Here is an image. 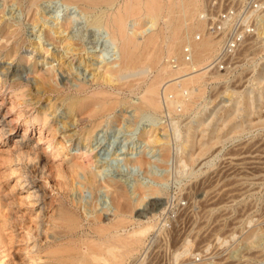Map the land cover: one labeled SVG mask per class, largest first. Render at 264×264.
<instances>
[{
    "label": "rangeland",
    "instance_id": "374dc122",
    "mask_svg": "<svg viewBox=\"0 0 264 264\" xmlns=\"http://www.w3.org/2000/svg\"><path fill=\"white\" fill-rule=\"evenodd\" d=\"M117 1L123 3L124 0ZM211 2L221 4L222 9L232 4V0H202L203 7L195 10L194 16L199 18V12ZM255 2L264 3V0ZM61 4L60 0L43 1L40 8L49 11L44 15L53 21L63 14ZM9 7L0 15L3 20L0 19V26L7 20L22 19L17 4H9ZM262 7L264 11V4ZM72 11L79 12L78 9ZM262 11L256 12L253 22L259 17L264 24ZM94 16L87 15L75 33L82 32L89 37L84 46L76 47L79 50L66 48L64 44L57 48L44 40L39 43V36L43 38L40 27L33 29L31 23L26 25L24 22L26 42L21 55L29 64L13 62L7 83L2 72L10 61L0 59V264H80L78 260L92 264L91 256L82 258L81 251L70 247L79 240L99 239V234L92 230L95 219L100 217L102 224H105L104 217L114 220L113 199L100 184L102 179L122 184L134 204L129 212L131 222L127 230H132L139 223L153 225L138 252L127 258L125 264L263 263L264 90L253 92V79L259 72L264 78V35L258 36L252 23L238 53L228 60L227 71L214 73L205 67L204 91L198 93L196 86L193 105L188 111L179 104L170 111L166 101L169 97L173 99L174 95L169 92L167 96L164 90L171 82L180 84L179 81L189 75V71L164 78L160 83L161 109L137 110L146 86L157 75V70L162 65L174 70L179 68L173 64L176 56L168 58L165 53L161 66L150 69L139 86L120 90L117 83L107 81L103 73L105 65L115 62L113 65L117 66L118 49L104 28L90 25ZM136 19L129 21L128 32L142 40L147 32L139 33L148 27L146 23L150 18H141L139 27H142L138 32L133 25L134 21H139ZM193 21L185 19L183 22L186 38V27ZM160 24L163 25L162 20ZM194 35L192 39L198 41L201 38L199 33ZM91 40L95 41L90 43ZM33 64H36L35 69L31 67ZM38 73L48 75L51 84L63 89L62 92L38 95L35 85ZM217 73H222V76L215 77ZM19 78L22 86L11 90V83ZM79 83L90 86L89 91L104 87L123 102L104 117L105 122L96 128L89 141L79 138L90 129L91 119L81 112L71 114L67 107L68 97L75 95ZM183 94V99L188 101V92ZM240 100L249 101L250 108L247 112H236L233 119L227 120ZM75 114V118L81 121L71 125ZM8 122L11 125H6ZM43 122L46 123L44 127L41 125ZM3 125L9 130L4 132ZM25 129L27 141L23 146L27 149L35 147L40 152L46 150L52 174L49 179L40 181L35 174V165L16 158L15 141L21 138ZM233 129L236 131L232 133ZM186 133H191L192 139L187 140ZM176 134L181 135L177 137ZM152 137L156 142L150 144L147 141L153 140ZM212 139L217 140L214 142ZM210 141L215 144L201 153V146L210 144ZM93 147L94 153L87 151ZM138 156L149 162L138 167L134 162ZM76 157L86 163L90 159L96 160L97 172H100L98 179L101 178L97 187L99 191L85 182L82 170L71 169V162ZM59 170L62 171L60 176L57 175ZM138 187L145 188L146 193L137 203L134 201ZM152 188L158 192L150 194L149 189ZM58 209L63 211L60 213L62 220L54 226L50 216ZM76 219L81 226L74 230ZM182 250L188 254L184 256L182 253L185 251ZM92 251L96 255H104L105 252L104 248Z\"/></svg>",
    "mask_w": 264,
    "mask_h": 264
},
{
    "label": "bare ground",
    "instance_id": "6f19581e",
    "mask_svg": "<svg viewBox=\"0 0 264 264\" xmlns=\"http://www.w3.org/2000/svg\"><path fill=\"white\" fill-rule=\"evenodd\" d=\"M43 1L54 2L55 0H0V6H1L0 15L5 12L6 8L9 7V4L10 6L11 4H17L22 15V19H20L21 18L20 17V18H14L13 20H7L4 24L0 26V59L10 61L9 64H7L8 66L6 67V69L2 72V75L5 76L4 77L5 83H7L9 80L7 78V75L11 73V71H13V68L10 67V65L13 62L18 61L19 63L24 62L26 64H29V61L24 58L25 56H23V54L21 55V50L23 49V47H25L24 44L26 42V39L24 38V34L26 33L24 22H26V25H28L27 23H31V25H33L32 27L33 29H35L38 26L40 27L39 30L41 31V36H43V38H40L39 36V43H41L44 40L46 42H49V44L54 45L57 48L61 47L64 44L66 48L73 47L75 50H79V48L76 47L84 46V44L87 42V39L89 37L85 36L82 32H80L79 34H75V33L78 30H80L78 28L81 24L84 23L85 17L87 15L94 14L95 16L94 18H92L90 25L104 28L108 33V35L110 36V38L112 39V42L113 41L115 42L116 48L118 49L119 58L118 61L116 62L117 66L113 65L115 64V62H111L109 65H105L103 70L104 77L107 78V81L116 82L118 89L123 90L124 87H126L127 89H132V88L135 89L137 85L139 86L140 84L138 83L143 82L142 80L146 78V75L149 73L150 69L152 70L153 68H158L159 66H161V60L163 59L165 53L167 54L166 56L168 58H170L171 55H175L176 58L179 60L178 63L179 68L175 70L170 68V66L168 65L165 66L162 65V67L157 70L158 71L157 75L154 77L152 81L150 80L151 81L150 83L148 82V85L146 86L147 89L145 88L146 92L141 97L140 102L138 103L139 105L137 106V110L157 111L161 109L162 106H161V102L159 101L161 100V98H159V87L161 86L160 83H163L162 81H164L168 77H172L174 75H178L180 73H184L187 71H189V75L185 76V78L179 81L180 84L176 82L175 83L171 82L172 84L169 82H168L169 84L165 83V85L167 84L166 88L164 85L165 95L168 96L169 94L167 93L169 92H171L174 95L173 99L172 98L169 99L170 97L167 98L166 106L168 107V109L171 111V109H173L177 104H179L184 110L188 111L190 107L193 105V99L195 98L194 96L196 95L195 92L196 86H198L197 89L198 93L204 91L203 82L205 75L207 73L206 70L204 69L206 67V64H208L209 61L212 60V58L215 56L214 54L217 53V51L219 50L220 40L219 39L217 40V38L208 35L207 32L205 33L206 27L204 22L194 16L196 15L195 13L197 12V11L195 12V10H197L198 8L200 9L201 6L203 7L202 0H124L123 3H118L117 0H60L62 2L61 12L63 14L61 17L57 16V18L53 21L48 20L44 15L49 11L47 12L45 11V9L43 10V8L42 9L40 8L41 3ZM73 9H78L79 12L78 13L73 12L72 11ZM102 9L104 10L100 11ZM98 11H100V14H97ZM143 16L149 17L150 20L146 23L148 27L147 28L145 27L146 28L145 30L140 31L139 34L141 35H143L144 32H147V34L143 36L142 40H140L137 37L138 35L132 33L129 34L130 32H128L129 30L128 26H129V21L132 18H137V19L139 18L138 19L139 21H134L133 24L135 27H137L136 30L138 32V30H140L142 27V26L139 27V25L142 24L141 18ZM188 18L191 21L192 20L194 21L188 27H186L187 28L186 32L188 33V37L186 38L184 37L185 28H183V22L185 19L189 20ZM0 19L2 20L1 16ZM161 20L163 21L162 26L160 24ZM159 25L161 27H159ZM257 31H258V36L264 35V25L261 28H259ZM197 33H199L201 36L200 39L198 38L199 39L198 41L195 40L196 38L192 39V35L194 34L197 35ZM93 41L95 40H91L89 42L93 43ZM184 41H186V43L188 42L190 43L189 46L191 47V51H192L191 62H186L183 60L184 58L182 57L183 56L182 50L184 48V45H182V43ZM180 55L182 56L179 57ZM249 61L250 59L248 60V62ZM31 67L35 69L36 64H33ZM39 73L37 74L38 76L35 77L36 92L38 95H43V94L45 95L52 92H56V93L62 92L63 89H57L51 84V80H50L51 78L48 75L39 74ZM259 73L260 74L255 76V78L253 79L254 81L253 92L255 93L264 90V85L262 84L264 78L262 77V73L261 72ZM221 74L222 73H217L215 74V77H220L222 76ZM207 79L208 78H206V80ZM22 83H23L22 79L20 78L14 80L10 85V89L12 90L15 87H21ZM89 89L90 86H88L86 83H79L77 88L75 89V95L72 97H68L69 99L67 102L69 113L72 114L78 112L79 114V112H81L82 114L87 115L89 119H91L90 129L86 134L84 133V135H82V137L79 138L80 140H84V141H89L93 136L92 134L95 132L96 128L102 126L103 123L105 122L104 117L107 115L109 116L111 112H113L116 108H118L121 105V103H123L118 98V96H116L114 92H109L108 90H105L104 87L95 88L91 91H89ZM184 91L188 92V97H189L188 101L184 100L185 99L183 97ZM248 102L249 101L242 102V100L237 101L235 110L232 113H230L229 114L230 116H227L226 119L227 120H229V118L230 120L233 119L235 117V113L238 111L243 110L244 112H247L248 109L250 108V103ZM76 116L77 115L75 114L73 119ZM236 116L239 115L237 114ZM45 119L48 118L45 117ZM80 121L77 117V119L75 118L73 120L71 125H75ZM45 124L46 123L43 122L41 124L42 127H44ZM6 125H11V122L6 123ZM218 127H221V125H219ZM8 130L5 129L3 125V131L6 132ZM234 130L236 131V129H233L231 132L233 133ZM12 131L14 132L15 130L12 129ZM26 133H27V129H25L21 138L15 141L16 158L18 160H26L28 163L32 164V166L35 165V169L36 171H38V173H36L35 171V174H37V177L40 179V181H43L44 179L46 180L47 178L49 179V177H51L52 174L50 171L51 167L49 165V159L47 157L46 150L40 152L37 151L35 147L27 149L25 146H23V143L27 141V139L25 138ZM186 134H188V136L186 135L187 140L192 139L191 133H186ZM148 137L150 138V136ZM147 139L144 140L147 141ZM152 139L153 140L149 139L150 142L149 140L147 142L150 144L155 143L156 142L154 141L155 139L153 137ZM214 140L212 139L211 141ZM211 141L210 144L205 143L203 147L201 146V151H200L201 153L203 151H207L208 148L211 146V144L215 142V141L214 142ZM39 142L40 141L38 140L37 143ZM78 151H80V149H78ZM87 151L90 153H94L95 148L93 147L91 148V150L89 149ZM87 151H85L84 153H86ZM196 154H193V156ZM193 156L189 158L190 161L191 158H193ZM134 162L138 165V167L139 166L143 167L149 161H147L146 158H144L143 156L142 157L138 156L137 158H135ZM95 163L97 164L96 160L91 161V159L89 160V162L87 161V163L81 162L79 161V158L76 157L71 162V169L73 171L78 169L82 170L84 172L85 182L88 185L92 186L93 188L97 189V187L99 188L100 186L98 185L99 184L98 182L100 181L101 178L98 179L99 177L98 173L100 172H97L98 168H96L97 165H95ZM22 169H20V171H22ZM61 172L59 170L57 172V175L60 176ZM23 175H25V172ZM102 181H103L102 183L100 181V184L104 185L102 187L106 188L110 192L111 198L113 199L114 209H112L113 211L112 213H114L115 216L114 220H109V218L104 217L105 224H102V222L100 221V217L95 219L93 221L95 225L94 227H92V230L99 234L100 236L99 239L92 241L87 239L84 241L79 240V242L78 241L74 242L75 245L71 246L70 248L72 250L74 249L81 251L82 258L91 256L93 260L92 264H125L127 258L132 256L135 252H138L139 248L143 244L145 236L149 234V232L153 229V225L149 222L147 224L139 223L137 226H134L132 230H127V227L131 222L129 220L130 218L129 212L131 211L134 205L132 204L129 194L126 192L123 185L120 184L119 182H116L115 180L102 179ZM153 188L149 189L150 194H155L158 192L156 188L155 189ZM97 190L99 191V189ZM135 193L137 195V198L136 201L134 202L138 203L142 201L143 198L145 197V193H146L145 188L138 187L135 190ZM37 198L39 199V197ZM49 205L50 207H52V202H50ZM42 210H44V208ZM60 213H63V211L61 209H58L55 214L50 216L51 222L54 226L59 224L57 223L58 220H62V214L60 215ZM141 214L139 215V217L141 216ZM74 222H73L74 224L73 226H74V230H76L81 225L79 223V220L77 219L74 220ZM232 236L234 237V235ZM188 245L189 244H187V246ZM96 248H104L105 250L104 255H96L94 251H92ZM187 249L185 247L186 251ZM185 250L182 251L184 252ZM186 251L185 254L182 253L184 256L188 254V252ZM78 262L80 264H83V260H78ZM261 264H264V262Z\"/></svg>",
    "mask_w": 264,
    "mask_h": 264
},
{
    "label": "built area",
    "instance_id": "2783aa9c",
    "mask_svg": "<svg viewBox=\"0 0 264 264\" xmlns=\"http://www.w3.org/2000/svg\"><path fill=\"white\" fill-rule=\"evenodd\" d=\"M263 4L255 2V0H232L229 8L222 9L221 4L211 2L199 12V19L204 22L206 32L221 42L218 53L208 63L207 69L214 73L229 69L228 60L238 53L246 34H248L246 30L250 29V25L253 26V24L254 27L256 26L255 30L264 25L259 17L255 22L252 20L256 12L263 10ZM262 12L264 13V11ZM189 45L188 42L183 49V60L186 62L192 60V51ZM178 63L179 60L176 58L173 64L178 67Z\"/></svg>",
    "mask_w": 264,
    "mask_h": 264
}]
</instances>
